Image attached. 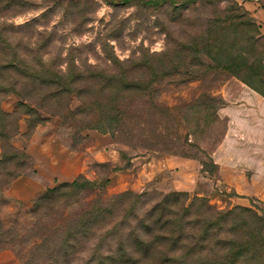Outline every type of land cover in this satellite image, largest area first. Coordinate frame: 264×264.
I'll return each mask as SVG.
<instances>
[{
	"label": "rangeland",
	"instance_id": "1",
	"mask_svg": "<svg viewBox=\"0 0 264 264\" xmlns=\"http://www.w3.org/2000/svg\"><path fill=\"white\" fill-rule=\"evenodd\" d=\"M110 1L0 0V26L10 41L0 48V63L19 59L69 70L73 77L83 73L74 92L58 94L15 68L0 70L8 87L0 90L6 131L18 122L15 134L0 137V160L2 144L28 155L0 163V222L10 229L0 243V264H124L106 254L116 248L117 236L95 254L99 234L66 250L59 245L64 232L57 230L94 205L113 204L104 212L107 229L132 205L133 198L116 200L127 191L145 195L124 234L165 193L186 194L166 212L183 219L187 244L171 246L156 228L157 247L140 251L138 264L190 259L187 245L211 213L200 199L223 211L250 208L207 240L213 245L223 239L216 246L221 254L241 242L238 264H264L263 200L236 192L219 173L224 161L249 174L254 161H264V82L255 71L264 63V0H198L191 6L185 0L159 6ZM105 45L120 63L106 57ZM241 61L252 66L238 68ZM12 84L19 95L9 90ZM79 175L95 189L74 199L72 210L65 205L64 214L59 208L37 224L29 214L35 200ZM192 202L191 212H184ZM209 245L196 249L209 255Z\"/></svg>",
	"mask_w": 264,
	"mask_h": 264
},
{
	"label": "trees",
	"instance_id": "2",
	"mask_svg": "<svg viewBox=\"0 0 264 264\" xmlns=\"http://www.w3.org/2000/svg\"><path fill=\"white\" fill-rule=\"evenodd\" d=\"M166 0H111L110 2L114 3H140L145 6H159ZM198 0H185L188 6L195 4ZM208 2H216L219 0H207ZM5 27L0 26V48L1 50H6L9 44V40L5 35ZM10 45V44H9ZM103 51L106 57L113 63H120V59L114 54V52L110 49V46H103ZM242 65L238 68H244L252 65H247V61H241ZM233 61L228 64L232 65ZM24 66L21 69L20 66ZM210 66V65H208ZM212 66V65H211ZM5 68H15L17 69L21 75H23L27 81L32 82L35 86H46L47 88L59 93H72L74 92L73 88L76 83L80 80V77L83 76V73H80L79 76L73 77L71 72L68 70L66 72H62L60 69H48L46 67H38L35 65H31L26 63L25 61L17 60L16 63L8 61L0 63V70ZM259 71L261 81L264 82V63L260 66H257L255 71ZM126 71V70H124ZM123 71V72H124ZM115 80V75L111 74L108 76V81L113 82ZM5 84L0 81V90H5ZM12 92L19 95V90L17 89L15 84H12L10 89ZM27 105L30 107L37 106L31 101H25ZM30 112H34V109H28ZM6 116L7 113L0 110V137L9 139L12 134H15L18 128V122L12 128V132H8L7 124H6ZM42 118V117H39ZM29 124V122H27ZM28 155L24 152H17L13 149L12 146L2 144V153L0 163H6L11 160H22V158L27 157ZM18 158V159H17ZM23 165L25 161H22ZM205 165V163H204ZM3 167L7 169V164H3ZM21 172H15L13 176H18ZM22 174V173H21ZM5 175V182H8V178ZM95 184L89 179L85 178L83 175H79L71 182H63L54 187L47 188V190L35 200L32 207L29 209V214L32 218L35 219L37 224L45 222L46 219L49 218L52 211L57 212L59 208H63V214L66 206H69L72 210V206L74 207L77 201L74 199L81 196L83 193L92 192L95 189ZM144 193H134L133 191L122 192L116 196V200H129L133 198L132 205L123 213L122 219L116 221L110 227H106L104 225V212L106 210H111L112 205L107 207H98L94 205V207L90 210H86L84 212L79 213L73 218H69L68 222H63L60 228V232L63 233V239L60 244L62 249H68L69 247L77 244L82 241H86L92 239L96 234H99L100 238L95 247V254L101 249L102 244L107 241L110 242V239L117 236L116 248L110 249L107 251V256L110 259L120 260L122 263L138 264L141 260L138 257V253L142 251L143 253H149L151 250L157 247V241L155 234H152L156 231V228L159 230L161 228V232H159V237L161 239L166 240L168 244L171 246H185L186 238H183V234L185 233L183 228V219L179 217H174L171 213L166 212L167 208L170 207L171 202L174 200H178L180 197L186 195L182 192H170L165 193L162 198L156 203L150 210H148L143 217L137 220V223L134 226L130 227L126 234L123 233L124 226L127 220H129L137 210L142 198L144 197ZM73 200V202H72ZM97 202L101 201L100 196L95 199ZM202 206L207 204V207L210 209L211 213L207 214L203 223L204 229L201 232V235L195 238L192 244L187 245V249L190 251L188 256L190 259L185 261V264H238V259L240 258L241 251L243 249V243L240 242V247H236L235 245H229V249L225 254H221L220 250H217L216 246L223 239H215L214 244L210 243L207 240V234H213L215 232L217 234L224 225L228 222V220L233 218V220L237 221L238 214H241L240 211L247 210L250 211L248 207H239L236 206L232 209L228 210H219L214 206L208 204L206 199H200ZM66 205V206H65ZM193 207V202L188 205H183V211L186 213H190ZM57 210V211H56ZM160 211V212H159ZM256 215V214H255ZM257 216V215H256ZM69 217V215H68ZM235 221V222H236ZM169 225H176L177 228L169 229ZM179 225V226H178ZM59 227V226H58ZM57 229V228H56ZM219 229V230H217ZM154 231V232H153ZM10 229L6 228L0 222V243L4 240V235H9ZM237 237V236H236ZM187 244V243H186ZM211 244L212 247L211 253L203 254L201 250L205 247L204 245ZM236 244V242H235ZM203 245L202 249L199 251L196 249V246ZM210 246V245H209ZM216 248V249H215ZM220 249V248H219ZM99 253V252H98ZM103 256V253L101 254ZM117 255V257H116Z\"/></svg>",
	"mask_w": 264,
	"mask_h": 264
},
{
	"label": "crops",
	"instance_id": "3",
	"mask_svg": "<svg viewBox=\"0 0 264 264\" xmlns=\"http://www.w3.org/2000/svg\"><path fill=\"white\" fill-rule=\"evenodd\" d=\"M253 164L256 167L255 171L249 174L244 167L231 161H224L221 163L219 173L236 192L247 196H258L264 203V161L256 160Z\"/></svg>",
	"mask_w": 264,
	"mask_h": 264
}]
</instances>
